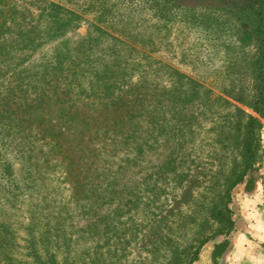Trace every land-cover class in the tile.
<instances>
[{
  "label": "rangeland",
  "instance_id": "obj_1",
  "mask_svg": "<svg viewBox=\"0 0 264 264\" xmlns=\"http://www.w3.org/2000/svg\"><path fill=\"white\" fill-rule=\"evenodd\" d=\"M208 3L0 0V112L20 121L0 118V264H188L205 238L193 264H264L257 52ZM136 84L119 122L111 101ZM239 111L259 147L226 236Z\"/></svg>",
  "mask_w": 264,
  "mask_h": 264
},
{
  "label": "trees",
  "instance_id": "obj_2",
  "mask_svg": "<svg viewBox=\"0 0 264 264\" xmlns=\"http://www.w3.org/2000/svg\"><path fill=\"white\" fill-rule=\"evenodd\" d=\"M163 1L165 4L168 3L171 5V8L174 9L180 8L185 4H198L209 2L208 4L210 7H214L220 11H223L234 18V20L238 23V34L239 38L238 41L242 46L245 45H253L256 54L254 56V65L256 68L257 76H258V90L256 91L255 99L250 101L249 107L252 109L254 113L258 116L264 118V0H160ZM216 6V7H215ZM2 49V45L0 44V50ZM122 76L120 73L119 77ZM120 80L121 78H117ZM119 86V85H117ZM114 88H116L114 86ZM139 84L135 86H131V90L128 89L127 91H123L119 89V92H123L121 96H117L116 99L112 100V107L116 106L115 108L117 111L122 110L118 116H121L119 122H124L122 118L127 116H131V109L133 105H129L128 102L129 94L134 90L138 89ZM64 91L59 92L57 96H60V99H56V103H64L62 100L64 98ZM112 95H117L114 93L115 90L111 91ZM133 94V93H132ZM142 93L138 92L135 98L137 101L138 106L142 104V97L140 96ZM132 97V96H131ZM35 105L26 104L25 110H34L38 109L42 103H45L41 96L36 97ZM32 102V101H31ZM119 107V108H118ZM122 107V109H120ZM129 108V110H128ZM126 113L125 117H122V114ZM240 114H243L239 111ZM244 115V114H243ZM0 118L2 121L8 122H16L17 124L20 121H16L15 117L10 115L8 111L0 112ZM120 118V117H119ZM245 122L242 123V127L244 129V139L242 141V155H241V169L236 177L229 183L227 188L223 192V218L225 221V229L219 231V234L229 235V233L233 230V221L231 220V211L228 208V205L231 202L230 192L231 190L239 183L244 181V178L248 171L252 170L257 162V150L259 147L258 143V130L260 128V122L257 118L251 115H244ZM1 121V122H2ZM251 183V181H249ZM216 235V234H215ZM208 238L203 239L198 247L193 251L192 257L189 260L188 264H193L198 257L199 249L207 242ZM228 246L227 242L222 244H218L215 246L213 251L212 257L213 260H217L223 252L226 250Z\"/></svg>",
  "mask_w": 264,
  "mask_h": 264
}]
</instances>
